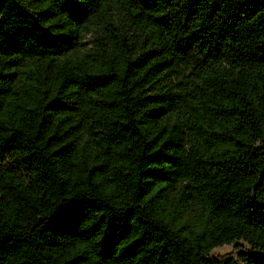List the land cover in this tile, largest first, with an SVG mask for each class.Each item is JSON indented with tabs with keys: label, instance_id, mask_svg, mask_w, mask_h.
Masks as SVG:
<instances>
[{
	"label": "trees",
	"instance_id": "1",
	"mask_svg": "<svg viewBox=\"0 0 264 264\" xmlns=\"http://www.w3.org/2000/svg\"><path fill=\"white\" fill-rule=\"evenodd\" d=\"M0 264H264V0H0Z\"/></svg>",
	"mask_w": 264,
	"mask_h": 264
},
{
	"label": "rangeland",
	"instance_id": "2",
	"mask_svg": "<svg viewBox=\"0 0 264 264\" xmlns=\"http://www.w3.org/2000/svg\"><path fill=\"white\" fill-rule=\"evenodd\" d=\"M86 42V39L84 40ZM238 243H241V241H237ZM232 249V244H222V245H219V246H215L213 248H211L207 254V257L211 258V257H214V256H219L221 254H224L226 252H229L230 250Z\"/></svg>",
	"mask_w": 264,
	"mask_h": 264
}]
</instances>
